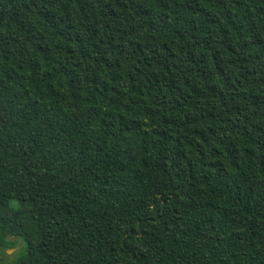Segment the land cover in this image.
Instances as JSON below:
<instances>
[{
  "label": "trees",
  "instance_id": "1",
  "mask_svg": "<svg viewBox=\"0 0 264 264\" xmlns=\"http://www.w3.org/2000/svg\"><path fill=\"white\" fill-rule=\"evenodd\" d=\"M0 117V264H264V0H0Z\"/></svg>",
  "mask_w": 264,
  "mask_h": 264
},
{
  "label": "rangeland",
  "instance_id": "2",
  "mask_svg": "<svg viewBox=\"0 0 264 264\" xmlns=\"http://www.w3.org/2000/svg\"><path fill=\"white\" fill-rule=\"evenodd\" d=\"M0 120H1V117H0ZM15 238H16L15 236H9L8 237V239H10V240H13ZM20 244H21V242L18 239L17 244L14 246L0 245V257L3 259H11V258L15 257L17 255V251L20 253L22 250V248H21V250L19 249ZM23 244H24V241L22 240V246H23Z\"/></svg>",
  "mask_w": 264,
  "mask_h": 264
}]
</instances>
